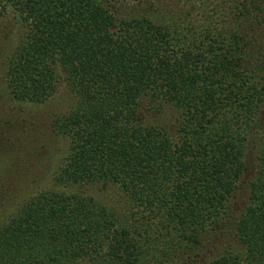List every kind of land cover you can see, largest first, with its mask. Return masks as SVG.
Returning <instances> with one entry per match:
<instances>
[{
	"label": "trees",
	"instance_id": "16d2710c",
	"mask_svg": "<svg viewBox=\"0 0 264 264\" xmlns=\"http://www.w3.org/2000/svg\"><path fill=\"white\" fill-rule=\"evenodd\" d=\"M59 87L0 110V264H264V0H0V96Z\"/></svg>",
	"mask_w": 264,
	"mask_h": 264
},
{
	"label": "rangeland",
	"instance_id": "374dc122",
	"mask_svg": "<svg viewBox=\"0 0 264 264\" xmlns=\"http://www.w3.org/2000/svg\"><path fill=\"white\" fill-rule=\"evenodd\" d=\"M63 87H59L56 94L50 98L48 102L43 105H31L25 103L14 102L8 100L6 96H4V92L0 96V110L1 111H8L7 115L15 118L16 121L20 122L23 120L24 129L26 130L27 134L35 135L37 137H41V135L46 136V130L49 128V121L53 117V115L57 114L61 110L65 108V104L68 100L65 99V94L63 92ZM18 116L20 117H17ZM1 116L3 114L1 113ZM32 122V124H31ZM38 123L36 127L34 124ZM15 124L12 125V127ZM57 147L62 149L63 143L62 140L58 139ZM54 150L46 149V153L42 156L43 158L40 159L39 165L42 167V177L47 179L49 177L50 167L54 166V162L58 159V155H54ZM50 160L53 164H50ZM49 167V168H48ZM92 196H94L99 202L105 204H113L116 200L115 197V190H104V191H94L91 192Z\"/></svg>",
	"mask_w": 264,
	"mask_h": 264
}]
</instances>
